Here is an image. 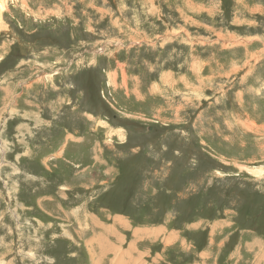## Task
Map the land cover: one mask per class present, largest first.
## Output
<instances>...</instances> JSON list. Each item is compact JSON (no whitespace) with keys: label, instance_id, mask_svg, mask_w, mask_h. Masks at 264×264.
Masks as SVG:
<instances>
[{"label":"rangeland","instance_id":"374dc122","mask_svg":"<svg viewBox=\"0 0 264 264\" xmlns=\"http://www.w3.org/2000/svg\"><path fill=\"white\" fill-rule=\"evenodd\" d=\"M0 5V264H264V0Z\"/></svg>","mask_w":264,"mask_h":264},{"label":"crops","instance_id":"0c3cea01","mask_svg":"<svg viewBox=\"0 0 264 264\" xmlns=\"http://www.w3.org/2000/svg\"><path fill=\"white\" fill-rule=\"evenodd\" d=\"M157 232H158V230H156L153 234L157 236ZM140 235H142V233H140ZM166 239H168V238L166 237ZM139 240H141V239H136V241H135L134 244H137L136 242L139 241ZM133 249H135L134 246H133ZM123 254H127V255H125V258L127 259V263H128V264H131V263H133L134 261H135L137 264H141L138 260L133 259V257L131 256V252H130V251H127V253H123ZM157 259H158V258L156 257V260H157ZM154 261H155V260H154Z\"/></svg>","mask_w":264,"mask_h":264},{"label":"bare ground","instance_id":"6f19581e","mask_svg":"<svg viewBox=\"0 0 264 264\" xmlns=\"http://www.w3.org/2000/svg\"><path fill=\"white\" fill-rule=\"evenodd\" d=\"M4 6L0 5V10L3 8ZM86 247V246H85ZM87 248V247H86ZM122 262V261H121ZM135 262V261H134Z\"/></svg>","mask_w":264,"mask_h":264}]
</instances>
